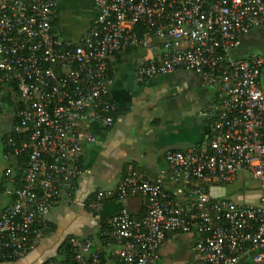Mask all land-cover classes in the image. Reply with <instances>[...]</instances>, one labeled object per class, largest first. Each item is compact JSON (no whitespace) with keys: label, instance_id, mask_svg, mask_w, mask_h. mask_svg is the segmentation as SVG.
<instances>
[{"label":"built area","instance_id":"obj_1","mask_svg":"<svg viewBox=\"0 0 264 264\" xmlns=\"http://www.w3.org/2000/svg\"><path fill=\"white\" fill-rule=\"evenodd\" d=\"M92 1L91 24L72 44L54 32L56 0H0V105L7 93L18 97L4 142L13 188L0 212V263L16 262L42 239L56 201L74 190L85 146L96 141L92 126L115 121L108 91L116 58L143 49L153 54L137 66L140 80L178 69L200 76L211 92L198 113L206 140L166 151L156 180L132 171L96 191L92 207L143 196L145 213L136 219L122 207L101 244L72 236L61 252L68 264H160L167 236L190 234L186 264H264V57L233 59L241 38L264 31V0ZM241 175L256 185V205L211 193ZM166 181L190 187L188 200L171 195Z\"/></svg>","mask_w":264,"mask_h":264},{"label":"crops","instance_id":"obj_2","mask_svg":"<svg viewBox=\"0 0 264 264\" xmlns=\"http://www.w3.org/2000/svg\"><path fill=\"white\" fill-rule=\"evenodd\" d=\"M56 3L54 32L63 41L78 43L94 17L93 1L56 0ZM261 32L264 35V31ZM239 52L238 49L237 54ZM152 54L141 49L123 52L116 58L111 71L113 82L108 91V98L116 107L115 121L108 129L92 126L91 133L96 141L86 145L82 152L81 174L74 190L57 200L50 212L52 229L38 241L34 250L14 264L57 261L62 245L72 236L101 244L110 219L120 208L125 207L132 216L139 218L145 213L146 200L143 196H130L124 202L104 200L92 207L96 191L115 188L119 180L132 171L141 179L156 180L166 168L163 161L166 151H189L205 142L208 128L198 113L210 99L211 92L204 87L200 76L191 71L178 69L147 81L140 80L136 68ZM262 78L264 80V75ZM17 105L15 93H9L0 105L3 161L0 165V212L12 202L13 187L6 188L4 175L9 163L4 159L3 141L15 121ZM165 186L180 202L188 200L190 187L182 188L167 181ZM211 193L238 206L256 205L259 197L256 185L245 175L228 185L212 188ZM193 239L190 234L168 235L158 253L159 263L186 264Z\"/></svg>","mask_w":264,"mask_h":264},{"label":"water","instance_id":"obj_3","mask_svg":"<svg viewBox=\"0 0 264 264\" xmlns=\"http://www.w3.org/2000/svg\"><path fill=\"white\" fill-rule=\"evenodd\" d=\"M250 48H252L258 55L264 57V35L261 31L250 32L248 35L241 38L238 46L240 52L239 54L234 55L233 59L244 58ZM262 80L263 78L261 77V83ZM262 88L264 91L263 85Z\"/></svg>","mask_w":264,"mask_h":264},{"label":"trees","instance_id":"obj_4","mask_svg":"<svg viewBox=\"0 0 264 264\" xmlns=\"http://www.w3.org/2000/svg\"><path fill=\"white\" fill-rule=\"evenodd\" d=\"M9 97V94L7 93L6 95H4L3 97H2V101H3V99L5 100V99H7ZM12 136V135H11ZM7 137H8V135L6 136V138L4 139V141H3V144H4V142L6 141V139H7ZM4 148H5V151L7 150V147H6V145L4 144ZM26 157L25 156H23V155H21L20 157H17V161L19 162V164L22 166V167H24L25 166V164H26ZM132 216V215H131ZM132 217H134V218H136L135 216H132ZM136 219H138V218H136ZM52 229V226L50 227V223H48L47 224V226H46V228H45V230H44V233H43V237H44V235L45 234H47L50 230ZM42 237V238H43ZM106 238V237H105ZM65 244V243H64ZM63 244V245H64ZM34 250V249H33ZM55 263V264H68V263H70L71 262V256L68 254V253H64V252H62V253H60V258H58L57 259V261L55 260V261H46V262H44L43 264H50V263ZM15 263V262H14ZM13 263V261H12V263L10 262V263H3V262H1L0 264H14Z\"/></svg>","mask_w":264,"mask_h":264},{"label":"rangeland","instance_id":"obj_5","mask_svg":"<svg viewBox=\"0 0 264 264\" xmlns=\"http://www.w3.org/2000/svg\"><path fill=\"white\" fill-rule=\"evenodd\" d=\"M252 53H254V52H252ZM1 135H2V133L0 132V138H1ZM1 148H2V143H1V140H0V165L2 166V162H3V161H2V159H1ZM6 184H7V185H6V188H7V189H11V186H12V185H11L9 182H7V181H6Z\"/></svg>","mask_w":264,"mask_h":264},{"label":"flooded vegetation","instance_id":"obj_6","mask_svg":"<svg viewBox=\"0 0 264 264\" xmlns=\"http://www.w3.org/2000/svg\"><path fill=\"white\" fill-rule=\"evenodd\" d=\"M262 75H264V69H263V71H262ZM261 85H263V86H264V80H262V83H261Z\"/></svg>","mask_w":264,"mask_h":264}]
</instances>
